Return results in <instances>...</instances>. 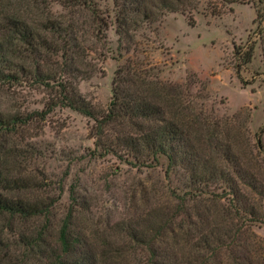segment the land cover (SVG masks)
<instances>
[{
	"label": "rangeland",
	"instance_id": "rangeland-1",
	"mask_svg": "<svg viewBox=\"0 0 264 264\" xmlns=\"http://www.w3.org/2000/svg\"><path fill=\"white\" fill-rule=\"evenodd\" d=\"M183 1L174 3L180 11L162 0H0V116L24 120L0 161L9 175L31 177L24 192L48 207L16 221L24 233L44 228L46 254L65 221L69 258L84 264H199L202 254L201 264H264V0ZM250 44L237 71L233 45ZM115 78L128 97L173 112L158 98L168 92L205 119L189 149L145 165L98 155L91 127ZM67 85L94 118L57 104L44 113ZM119 132L107 123L100 139ZM222 145L217 156L212 147Z\"/></svg>",
	"mask_w": 264,
	"mask_h": 264
},
{
	"label": "trees",
	"instance_id": "trees-1",
	"mask_svg": "<svg viewBox=\"0 0 264 264\" xmlns=\"http://www.w3.org/2000/svg\"><path fill=\"white\" fill-rule=\"evenodd\" d=\"M162 1V6L168 9L184 10L183 7L177 8L174 6V3L182 5L184 3L183 0ZM137 3L140 8V2ZM119 7L115 16L117 20L123 19L127 13V7L124 3ZM141 11L146 16H151L153 13L151 9L147 10V6L145 5L144 7L142 6ZM233 49L235 58L240 60V62L236 63V70L239 71L240 67L248 63L251 59L253 45L250 44L244 50L242 47H235L233 45ZM123 83L124 80L115 78L112 99L108 103L106 113L99 118H94L90 108L84 103L82 104L75 89H71L68 85L66 86L65 92L60 90L56 101L47 102L44 113L48 112L57 104L68 106L94 118L91 133H93L92 136L95 139L94 144L96 149H99L98 155L102 153L112 154L124 162L145 165L148 161H157L158 154H164L170 160L172 158L171 151H174L176 154V150H180L182 153L184 149H189L187 147L189 133L194 129L195 124L198 125L199 123L201 125L204 122L206 123L205 119L202 120L199 115L193 117L181 111V106H177L174 102L172 103L174 96H171L168 92H163L162 94L159 93L158 98L164 96L165 100L171 102L170 105H172L173 110V112L167 110L170 114H166L167 111L161 108L159 103H150L144 96L140 97V94L134 96L130 94L131 97H128L127 92H124L122 88L124 86ZM176 86L179 87V84L166 85L170 89ZM170 93L180 95L179 92ZM19 119L14 118L12 115L8 117L0 116V149H6L5 143L10 140L8 132L13 130L18 122L24 121ZM107 123H113V125L115 124L120 129L115 139H110L109 141L100 139L103 134L102 128ZM112 129L114 128L112 127ZM212 148L218 153L217 156L224 155L227 151V146L224 148L223 145L221 146V153L218 152V146ZM195 157L197 156L195 155ZM190 158H192L190 163L191 169L197 168L199 162H196L193 157ZM1 161L0 264H84L82 257L69 258L68 253L70 251L71 241L68 235V224L65 221L58 229L54 243L56 244L55 247L49 248L47 254L41 246L45 241L42 238L44 228L32 230L28 233L19 230L16 221H27L37 216L45 215L48 213V207L43 200L28 196L24 192L27 189H32L34 185L31 177L24 178L19 175H9L10 169L4 167L2 165L4 163ZM213 162L215 161L213 160ZM201 177L206 182L210 179V175L206 176V174H203ZM200 192L202 190H199L197 193L201 194ZM203 200L206 201V198ZM197 241L195 247L203 250L210 240L208 236L202 234ZM200 256L199 264L204 263L206 259L204 254ZM42 258L45 259L44 262H42Z\"/></svg>",
	"mask_w": 264,
	"mask_h": 264
}]
</instances>
